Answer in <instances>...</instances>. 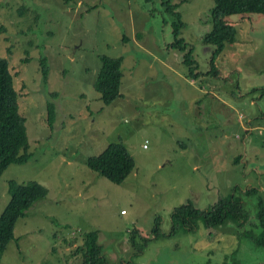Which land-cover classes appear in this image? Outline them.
I'll return each mask as SVG.
<instances>
[{"label": "rangeland", "instance_id": "1", "mask_svg": "<svg viewBox=\"0 0 264 264\" xmlns=\"http://www.w3.org/2000/svg\"><path fill=\"white\" fill-rule=\"evenodd\" d=\"M177 2L197 76L170 44L175 19L161 0H0V56L9 60L30 153L1 173L0 212L9 180L47 189L15 220L0 264H82L77 248L92 229L110 264H264V247L241 234L258 230L264 199V14L226 17L236 36L206 74L212 46L202 36L214 2ZM100 54L123 56L122 94L108 105L93 86ZM47 101L56 104L53 125ZM113 140L135 163L120 184L86 163ZM227 194L249 218L206 226L197 210ZM182 204L196 226L168 236Z\"/></svg>", "mask_w": 264, "mask_h": 264}, {"label": "trees", "instance_id": "2", "mask_svg": "<svg viewBox=\"0 0 264 264\" xmlns=\"http://www.w3.org/2000/svg\"><path fill=\"white\" fill-rule=\"evenodd\" d=\"M211 9V28L202 38L205 44H210L211 67L206 70H216L212 63L214 57L222 49L224 42L233 40L236 36V27L227 21L226 17L233 14H264V0H213ZM180 2L171 3V0H161V5L170 12L175 19L172 21L171 46L183 52L182 61L189 66L191 76H197L195 72L196 59L193 55L192 46L186 39L179 36L180 28L184 27L181 15L177 11ZM26 52V50H25ZM101 61L94 89L99 93L101 101L108 105L121 96V83L123 77V56H111L100 54ZM39 66L44 78H47V61L45 56L39 57ZM13 74L9 60L0 56V175L4 168L11 162H24L30 153L27 152L28 140L24 127L25 117L18 110L17 92L14 87ZM44 79V80H45ZM47 122L53 125L56 118V104L47 101ZM239 156L235 159L238 160ZM87 165L98 175L105 177L113 183L120 184L130 174L134 167V158L122 140H113L97 154L86 158ZM254 189H246L253 192ZM9 199L4 209L0 212V258L8 241L14 237L13 228L15 220L23 215L34 201L42 199L47 189L35 181L16 182L8 181ZM192 208L188 204H182L171 212V226L168 236L179 229L190 230L196 226L192 219ZM195 211V208H193ZM206 226H215L224 219L238 222L242 226L249 214L243 208L240 199L233 194L220 195L214 203L204 209L197 210ZM258 230L254 228L241 230V234L252 239L255 245L264 247V199L259 198L255 212ZM196 216L194 217V219ZM156 226V223H155ZM147 239H143L142 247L147 245ZM141 249V248H140ZM77 251L83 255L82 264H110L102 252V246L98 241L96 229L88 230L83 234V242Z\"/></svg>", "mask_w": 264, "mask_h": 264}, {"label": "built area", "instance_id": "3", "mask_svg": "<svg viewBox=\"0 0 264 264\" xmlns=\"http://www.w3.org/2000/svg\"><path fill=\"white\" fill-rule=\"evenodd\" d=\"M146 145V144H145ZM121 212H124V210H121Z\"/></svg>", "mask_w": 264, "mask_h": 264}]
</instances>
